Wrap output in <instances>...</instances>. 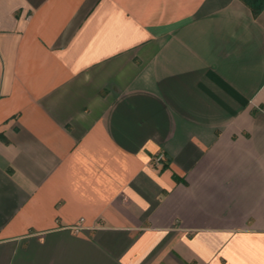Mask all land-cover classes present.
I'll list each match as a JSON object with an SVG mask.
<instances>
[{
	"label": "crops",
	"instance_id": "1",
	"mask_svg": "<svg viewBox=\"0 0 264 264\" xmlns=\"http://www.w3.org/2000/svg\"><path fill=\"white\" fill-rule=\"evenodd\" d=\"M0 264H264V9L0 0Z\"/></svg>",
	"mask_w": 264,
	"mask_h": 264
},
{
	"label": "trees",
	"instance_id": "2",
	"mask_svg": "<svg viewBox=\"0 0 264 264\" xmlns=\"http://www.w3.org/2000/svg\"><path fill=\"white\" fill-rule=\"evenodd\" d=\"M257 16L264 9V0H240Z\"/></svg>",
	"mask_w": 264,
	"mask_h": 264
},
{
	"label": "built area",
	"instance_id": "3",
	"mask_svg": "<svg viewBox=\"0 0 264 264\" xmlns=\"http://www.w3.org/2000/svg\"><path fill=\"white\" fill-rule=\"evenodd\" d=\"M164 160V156L162 154H157L152 158V163L153 164H158L161 163ZM72 230H74L75 232H81L86 230L87 228H85L81 223L74 225L73 227H71Z\"/></svg>",
	"mask_w": 264,
	"mask_h": 264
}]
</instances>
